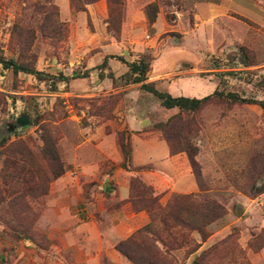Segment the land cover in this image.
I'll use <instances>...</instances> for the list:
<instances>
[{
	"label": "rangeland",
	"instance_id": "rangeland-1",
	"mask_svg": "<svg viewBox=\"0 0 264 264\" xmlns=\"http://www.w3.org/2000/svg\"><path fill=\"white\" fill-rule=\"evenodd\" d=\"M121 1L0 0V54L46 74L0 64V264H104L110 230L116 248L150 221L134 185L161 205L193 194L224 208L206 240L170 222L168 264H264V0ZM109 55H144L159 90L211 98L166 108L126 63L101 68Z\"/></svg>",
	"mask_w": 264,
	"mask_h": 264
},
{
	"label": "trees",
	"instance_id": "trees-1",
	"mask_svg": "<svg viewBox=\"0 0 264 264\" xmlns=\"http://www.w3.org/2000/svg\"><path fill=\"white\" fill-rule=\"evenodd\" d=\"M97 0H90L91 2H95ZM111 4L120 5L121 0H108ZM154 13H156V5H154ZM155 20V14L150 18V22ZM117 58L122 62L126 63L129 67L128 75H131L129 78V83H140L141 88L147 90L148 92H152L159 99H161L162 105L166 108H179L180 110L186 111H194L199 109V107L207 102L211 95L204 96L202 98L197 97H188V96H174L169 92H164L159 90L153 82H147L150 72L152 70V64L150 59L146 56H142L141 58L134 61H126L121 56L109 55L105 57V60L100 65L101 68L107 67L110 58ZM0 64L5 69H11L15 74L19 72H24L28 74L36 75L39 78H43L46 76L40 70L35 68H31L29 66H25L14 59H7L2 54H0ZM88 73L78 74L75 73L73 78L76 77H84ZM100 75L102 77L105 76V73L101 72ZM125 76V75H124ZM127 77V75H126ZM54 82L64 81L67 79L62 73L59 75H53ZM110 78L116 79L113 73H110ZM217 92V91H216ZM215 93V92H214ZM230 98L234 102H258L253 101L248 98L239 97L235 93L229 94ZM260 104H264V101L258 102ZM165 123V126H169V122ZM166 134V138L170 143V139ZM7 141V137H4L0 143L4 144ZM171 153H178L175 151L173 145L170 143ZM190 149V150H189ZM122 151L125 157V161H129L130 159V149L127 143H122ZM188 153V157L194 173L197 174L195 170V166L198 163L195 160V152L192 151V148L189 147L185 150ZM51 153L57 156L55 152V148H51ZM17 161H14L15 166ZM63 169V166L61 167ZM138 192V193H137ZM146 193V191H143ZM132 196L135 199H139L137 202L142 204L143 208L140 210H145L149 213L150 221L143 227L136 230L131 236L126 239L121 240L117 245L116 249L124 256L127 261L133 262L134 264H168L169 253L162 250L161 245H166L165 241V233L172 227L170 222H175L178 226L182 228L190 229L191 231H197L201 234L204 240L210 235L208 233L209 226L221 218L224 215V208L221 204L217 203L214 200H204L201 201L197 199L196 195L187 194V195H175L170 198L166 205H161L158 201V196L150 197L149 199H145L144 194L140 193L139 190L134 188L132 189ZM188 237L187 233L182 234L181 241H185ZM177 240V238H175ZM176 242V241H175ZM181 245L177 243V246ZM180 247V246H179ZM111 262L106 256L102 258V262L107 264V261ZM196 263V262H195ZM111 264H113L111 262Z\"/></svg>",
	"mask_w": 264,
	"mask_h": 264
},
{
	"label": "crops",
	"instance_id": "crops-1",
	"mask_svg": "<svg viewBox=\"0 0 264 264\" xmlns=\"http://www.w3.org/2000/svg\"><path fill=\"white\" fill-rule=\"evenodd\" d=\"M192 81H190V82H187L186 84H184L183 83V85L184 86H186V87H189L190 89H192V91L194 90V91H196V92H203V90H205V89H200V88H203V87H199L198 85H195V86H193L192 88L189 86V83L190 84H192L191 83ZM206 86V85H205ZM204 88H207V86L206 87H204ZM140 216V217H139ZM137 218H140V220L139 219H137ZM144 221H146V218H145V216L144 215H138L137 217H136V223H144ZM110 236H109V238H107V239H109L110 241H115V240H117V236H118V231L117 230H115V227H114V230H110ZM107 241L106 243L108 244V245H110V247L108 246V249H110V251H108V252H106L107 254H108V256L112 259V262L114 263V264H130V261H127L124 257H123V255L115 248V247H113V243L112 242H110V241ZM105 243V244H106ZM114 243H116V242H114ZM117 252H119V253H117ZM108 257V258H109Z\"/></svg>",
	"mask_w": 264,
	"mask_h": 264
},
{
	"label": "water",
	"instance_id": "water-1",
	"mask_svg": "<svg viewBox=\"0 0 264 264\" xmlns=\"http://www.w3.org/2000/svg\"><path fill=\"white\" fill-rule=\"evenodd\" d=\"M29 124H30L29 115L28 114H22L20 117H18L14 126L24 127V126L29 125Z\"/></svg>",
	"mask_w": 264,
	"mask_h": 264
}]
</instances>
